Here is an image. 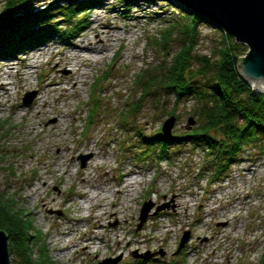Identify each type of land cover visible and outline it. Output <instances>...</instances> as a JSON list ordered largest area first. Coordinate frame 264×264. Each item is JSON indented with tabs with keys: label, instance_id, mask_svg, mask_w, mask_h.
<instances>
[{
	"label": "rangeland",
	"instance_id": "374dc122",
	"mask_svg": "<svg viewBox=\"0 0 264 264\" xmlns=\"http://www.w3.org/2000/svg\"><path fill=\"white\" fill-rule=\"evenodd\" d=\"M51 1H36L33 7ZM5 2L0 0V10ZM96 2L85 10L87 22L70 42L54 36L0 56V192L14 195L30 212L56 264H96L119 254L118 264H174L173 259L175 264H258L264 250V154L244 149L216 179L203 162V148L193 143L162 161L153 155L137 159L134 128L152 134L173 114V131H179L191 125L190 116L195 118L190 99L169 113L173 95H160L158 102L143 97L129 122L132 129L120 125L121 109L140 93L136 74L162 61L159 34L181 16V4L133 0L124 10L125 0ZM221 32L214 24L200 23L195 53L218 57ZM91 40L93 51L83 48ZM176 43L173 39L171 51ZM95 54L99 57L93 59ZM71 76L78 79L75 86ZM51 78L61 82L49 83ZM61 86L68 94L60 93ZM28 91L35 95L25 103ZM42 97L48 104L39 113ZM94 102L96 116L88 123ZM65 108L70 113L59 114ZM58 118L63 123L54 125ZM94 152L98 165L89 161ZM88 153L82 165L80 155ZM80 172L87 174L84 180ZM134 173L141 179L125 183ZM148 200L154 205L137 228ZM98 201L106 203L107 211L97 216L102 210ZM158 204L165 206L154 213ZM186 228L190 237L176 252ZM116 232L126 236L120 244ZM137 236L145 240L128 249L126 238ZM144 249L163 253L146 262L132 260L134 250Z\"/></svg>",
	"mask_w": 264,
	"mask_h": 264
},
{
	"label": "trees",
	"instance_id": "16d2710c",
	"mask_svg": "<svg viewBox=\"0 0 264 264\" xmlns=\"http://www.w3.org/2000/svg\"><path fill=\"white\" fill-rule=\"evenodd\" d=\"M36 1L40 0H6L0 10V56H12L54 36L64 43L70 42L87 22L85 10L97 3V0H55L35 9ZM132 1L125 0L122 9L127 10ZM180 7L181 16L174 17L159 34L165 54L162 61L136 74L140 93L121 109L125 110L120 125L124 130L132 129L129 122L140 111L145 96L158 102L160 95H173L174 106L169 113L178 108L180 101L192 100L190 112L195 122L186 129L172 130L166 135L162 128L152 134L134 128L139 140L135 155L137 159L150 155L172 158L179 146L200 145L205 153L203 162L209 165L211 179H216L227 173L229 165L239 159L244 149L253 147L264 154V92L254 89L239 72L238 62L247 51L246 44L236 41L203 14ZM202 22L214 24L222 31L218 57L195 53ZM173 39L177 47L171 51ZM95 107L96 102L88 123L96 116ZM0 228L9 236L12 264H56L30 212L14 195L3 192H0ZM258 264H264V250Z\"/></svg>",
	"mask_w": 264,
	"mask_h": 264
},
{
	"label": "water",
	"instance_id": "95a60500",
	"mask_svg": "<svg viewBox=\"0 0 264 264\" xmlns=\"http://www.w3.org/2000/svg\"><path fill=\"white\" fill-rule=\"evenodd\" d=\"M192 11H197L210 19L215 25L223 27L232 34L236 41L246 44L247 51L240 57L238 69L256 90L264 92V0H174ZM35 91H28L23 97L25 103L31 102ZM175 115H170L162 123V131L169 135L172 132ZM195 118L189 117V123L193 124ZM90 154H81V163L85 165ZM154 205L151 200L145 201L139 215L138 226L147 218L150 209ZM165 204H158L154 213L162 209ZM190 231L185 230L178 252L189 239ZM156 252L138 253L134 256L147 258ZM162 253V251H160ZM122 254L110 256L100 260L98 264H116ZM0 264H12L9 252V236L0 228Z\"/></svg>",
	"mask_w": 264,
	"mask_h": 264
},
{
	"label": "bare ground",
	"instance_id": "6f19581e",
	"mask_svg": "<svg viewBox=\"0 0 264 264\" xmlns=\"http://www.w3.org/2000/svg\"><path fill=\"white\" fill-rule=\"evenodd\" d=\"M98 33L101 35V31H98ZM101 38V40L103 41V37H100ZM92 44H94V42L91 40L90 41V45H83V48H86V49H89V50H92L93 51V45ZM96 52H98L97 50H96ZM84 56V55H83ZM97 57H99L98 56V54H95V55H93L92 56V58L93 59H96ZM75 61V60H74ZM59 62V61H58ZM76 63V62H75ZM75 63L72 65L73 66V68L74 69H76L75 71H77L78 70V68L79 67H75ZM74 71V72H75ZM72 74H73V72H72ZM71 79H72V82H73V85L75 86L76 84H77V77H75V76H71ZM49 83H56V82H61L59 79H50V81H48ZM2 88H5V87H7V86H5V83H3L2 82ZM8 91V90H7ZM5 92H6V90H5ZM60 93L62 94V95H65V94H68V90H67V88H65V87H63V86H61V89H60ZM58 97H60V94H59V96ZM42 103V107L40 108V109H37V111L39 112V113H42L44 110H45V108H43V107H45V105H47L48 104V99L47 98H45V97H42V101H41ZM59 111L61 112V113H59V114H63L64 115V113H66V114H68V113H70V110L69 109H66L65 108V110H61V109H59ZM59 114H57L58 116H59ZM65 117V116H64ZM63 120H64V118H62L61 120L58 118L55 122H54V125H58L59 124V122L60 123H63ZM65 122V121H64ZM173 130V129H172ZM164 159H167V158H163V159H158V160H164ZM89 161L91 162V164L92 165H98L99 164V160L98 159H96V155H95V152H94V154H93V156L89 159ZM136 173V172H135ZM135 173H134V176H131L125 183H128V184H131V183H136L139 179H141V177L142 176H137V175H135ZM80 174L82 175V179L84 180L86 177H87V174L85 175L84 174V172H80ZM133 175V174H132ZM153 176V175H152ZM118 191H121L122 189H120V188H118L117 189ZM133 191H134V188H133ZM95 195V194H94ZM105 194H103V196H104ZM88 205V204H87ZM92 204L91 203H89V206H91ZM112 205L115 207L116 206V202L115 201H112ZM97 206H98V208L99 209H102L101 210V213H97V216L98 215H100V214H103V213H105L106 211H107V209H106V203L104 202V201H98L97 202ZM113 211L116 213L117 212V210L116 209H113ZM92 218H96V222H97V224L98 225H102L101 224V218L100 217H96V213H92ZM146 220V219H145ZM144 220V221H145ZM143 221V222H144ZM139 222H140V218H139V221H138V224H139ZM142 222V223H143ZM138 224H137V228H139V226H138ZM142 225V224H141ZM140 225V226H141ZM186 230H189L190 231V234H191V230L190 229H186ZM183 235V234H182ZM115 238H116V241H117V243L118 244H120V243H122V241H123V239L126 237V236H123V235H121L120 233H115V236H114ZM148 237H150L151 238V236H148ZM182 237V236H181ZM181 239V238H180ZM144 241L145 240V238L144 239H142V238H140V237H134V238H126V247L128 248V249H130L131 247H133V244H136V246H138V247H140V242L141 241ZM180 242V241H179ZM86 247H88V244H84ZM184 245V244H183ZM178 246H179V244H178ZM178 248V247H177ZM177 248H176V250H177ZM117 248H115V250H116ZM95 251L96 252H98L99 253V248L97 247L96 249H95ZM134 252H138V253H145V252H156L155 254H157V253H159V254H162L163 253V251H162V253H160V251L159 250H150V249H144V250H134L133 252H132V254L134 253ZM60 253H62V252H60ZM155 254H153V255H151V256H149V257H147V258H142V257H137V256H134V254H133V256H132V260H134L135 262H137V263H140V262H146V261H148V260H150L151 258H152V256H154ZM110 256H112V255H109V256H105V257H103V258H101V259H99L98 261H97V263L96 264H98V262L100 261V260H103V259H105V258H107V257H110ZM226 256H229V254H227ZM122 259V257L119 259V261ZM119 261L116 263V264H118L119 263ZM174 264H175V260L173 259V260H171ZM133 263V261L131 262V264Z\"/></svg>",
	"mask_w": 264,
	"mask_h": 264
},
{
	"label": "built area",
	"instance_id": "2783aa9c",
	"mask_svg": "<svg viewBox=\"0 0 264 264\" xmlns=\"http://www.w3.org/2000/svg\"><path fill=\"white\" fill-rule=\"evenodd\" d=\"M186 229H189V228H186ZM186 229L183 230V233H184V231H185ZM183 233H182V234H183ZM181 236H182V235H181Z\"/></svg>",
	"mask_w": 264,
	"mask_h": 264
}]
</instances>
